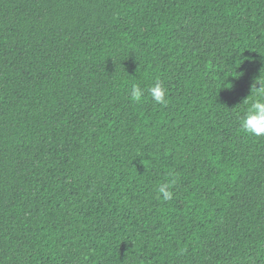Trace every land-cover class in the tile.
Wrapping results in <instances>:
<instances>
[{
    "label": "trees",
    "instance_id": "obj_1",
    "mask_svg": "<svg viewBox=\"0 0 264 264\" xmlns=\"http://www.w3.org/2000/svg\"><path fill=\"white\" fill-rule=\"evenodd\" d=\"M261 78L264 0H0V264H264Z\"/></svg>",
    "mask_w": 264,
    "mask_h": 264
},
{
    "label": "clouds",
    "instance_id": "obj_2",
    "mask_svg": "<svg viewBox=\"0 0 264 264\" xmlns=\"http://www.w3.org/2000/svg\"><path fill=\"white\" fill-rule=\"evenodd\" d=\"M257 83L259 87L256 86ZM144 92L145 89L139 84H132L129 89V97L134 102H140ZM147 92L155 103L161 105L168 103V100L165 99L166 89L159 81L148 87ZM242 104L245 108L240 118L241 131L254 137L264 136V78L253 81L251 95H248ZM171 183L162 184L158 187V192L162 194L164 200L172 199L173 193L169 190Z\"/></svg>",
    "mask_w": 264,
    "mask_h": 264
}]
</instances>
